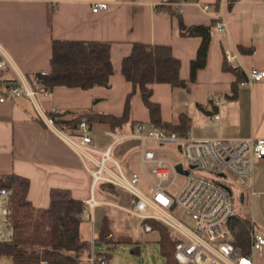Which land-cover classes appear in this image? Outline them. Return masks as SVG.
Instances as JSON below:
<instances>
[{"label": "crops", "instance_id": "1", "mask_svg": "<svg viewBox=\"0 0 264 264\" xmlns=\"http://www.w3.org/2000/svg\"><path fill=\"white\" fill-rule=\"evenodd\" d=\"M107 6L92 11L96 2ZM165 0H0V45L25 76L32 89L39 87L33 73L48 69L51 39L100 40L110 43L115 71L108 86L90 89L54 87L46 97L37 95V105L49 123L25 97L0 102V175L14 174L28 182L26 199L31 205L45 207L50 189L69 190L73 198L85 201L90 179L79 158L66 146L52 119L69 121L82 116L99 148L110 141L108 133H129L130 122L144 129L153 126L148 110L138 95L131 98L130 122L116 125L105 120L86 121L90 115L120 117L131 84L120 72L123 56L132 42L168 44L180 61L179 77L189 82L190 61L196 56L200 37L182 35L176 15L157 4ZM192 0L183 2L180 17L185 25L211 24L206 62L195 71L187 88L157 83L152 86L150 100L159 107L162 121L174 122L178 114L190 120L188 134L192 138H264V78L248 86H240L252 68L264 69V0ZM209 5L204 9L203 5ZM221 17L225 28L215 29ZM215 21V22H214ZM225 51L232 55L230 61ZM11 72L0 70V82L8 81ZM222 98L220 105L215 101ZM54 108L57 113H49ZM126 142V143H125ZM124 143V144H123ZM129 143V144H127ZM154 148L158 156L167 150ZM169 149V148H168ZM171 149V148H170ZM173 151H175L173 149ZM112 156L127 170L139 172V142L124 139L112 147ZM232 195L236 214L257 224L264 232V159L252 167L251 182L234 186ZM128 199V195L123 197ZM130 239L115 245H131V254L142 244L156 243L157 230L143 233L137 221ZM100 233L92 232L87 217L79 225L81 241L91 244ZM106 245L97 251H110ZM122 254H111L107 264H132ZM254 264H264V251L254 256Z\"/></svg>", "mask_w": 264, "mask_h": 264}, {"label": "built area", "instance_id": "2", "mask_svg": "<svg viewBox=\"0 0 264 264\" xmlns=\"http://www.w3.org/2000/svg\"><path fill=\"white\" fill-rule=\"evenodd\" d=\"M182 4L179 1L180 11ZM106 6V2L100 1L91 9L95 12ZM203 8L208 9L209 5L204 4ZM224 28V20L219 17L215 29L221 32ZM225 58L230 61L232 55L225 51ZM1 69H8L11 78L0 82V102L25 97L49 123V118L40 113L36 100L37 95L46 97L49 91L43 87L32 89L0 45ZM263 78L264 69L252 68L240 86ZM221 102L219 98L214 104ZM49 113L57 111L50 108ZM56 133L73 150L89 176V195L84 203L92 232H101L105 226L107 239L122 243L130 239L136 220L143 233L152 231L148 221H155L173 242V256L179 264H254V256L263 253V234L251 227L248 237L236 246L229 222L236 213L232 188L251 182L253 164L264 159V138L196 139L188 133L179 135L135 124L129 133H108L109 143L99 148L84 120L78 124L75 134ZM128 138L139 142V172L127 170L111 154L115 144ZM149 143L162 150L173 148L182 156L184 164L158 156ZM177 164L186 174L176 170ZM122 193L127 194L128 199L125 200ZM9 196V188H0V242L8 241L12 232L8 219ZM89 260L91 264H107L92 250Z\"/></svg>", "mask_w": 264, "mask_h": 264}, {"label": "trees", "instance_id": "3", "mask_svg": "<svg viewBox=\"0 0 264 264\" xmlns=\"http://www.w3.org/2000/svg\"><path fill=\"white\" fill-rule=\"evenodd\" d=\"M179 1L192 0H165L158 3L157 7H166L171 14L176 15L182 35L200 37L196 56L189 64V82L179 77L180 61L173 55L168 44L134 41L120 64L121 74L131 84V92L125 97L122 115H90L86 121L105 120L116 125L130 122L131 98L138 95L147 108L150 123L154 127L179 135L188 132L190 120L185 114H178L174 122L162 121L158 105L150 100L154 84L164 83L171 87L187 88L194 81L197 68L203 67L206 62L211 24L185 25L180 17ZM232 1L229 0L228 4ZM114 71L108 41L55 38L50 41L48 69L36 71L33 76L38 86L48 91L54 87L90 89L108 86L109 75ZM52 121L56 128L72 135L76 133L82 116L66 122L56 118ZM130 126H134V123L130 122ZM27 185V180L20 176L0 175V188L10 189L8 219L12 228L10 239L0 242V258L9 259L10 264H91L89 258L92 250L104 260L109 259L112 254L110 251L95 250L100 245L110 248L115 246V243L107 239L108 231L105 226L95 236L92 245L81 241L79 237V225L88 217L84 201L73 198L69 190L50 189L47 206L36 207L26 199ZM110 191L114 192V189ZM148 223L160 235L158 248L165 264H179L174 259L173 242L165 229L155 221ZM251 227L248 219L235 213L229 222V229L234 234L236 246L248 237Z\"/></svg>", "mask_w": 264, "mask_h": 264}, {"label": "rangeland", "instance_id": "4", "mask_svg": "<svg viewBox=\"0 0 264 264\" xmlns=\"http://www.w3.org/2000/svg\"><path fill=\"white\" fill-rule=\"evenodd\" d=\"M126 143V142H125ZM124 144V143H123ZM129 144V143H127ZM167 155L166 160L176 162L179 161L184 164V160L182 156L177 152L173 151V148L166 149ZM123 197H126L127 194L122 193ZM125 204V203H124ZM137 222V220L135 221ZM251 224V223H250ZM136 229H137V224ZM254 231L264 235L262 228H260L257 224H251ZM131 245H115L114 248L111 250L112 254H122L132 260V264H165L164 258L159 253V248L156 243H148L142 244L139 246V252L137 254H131L132 250ZM0 264H10L9 259L7 258H0Z\"/></svg>", "mask_w": 264, "mask_h": 264}, {"label": "water", "instance_id": "5", "mask_svg": "<svg viewBox=\"0 0 264 264\" xmlns=\"http://www.w3.org/2000/svg\"><path fill=\"white\" fill-rule=\"evenodd\" d=\"M175 168L180 174H186V172L181 169V165L180 164H177L175 166Z\"/></svg>", "mask_w": 264, "mask_h": 264}]
</instances>
